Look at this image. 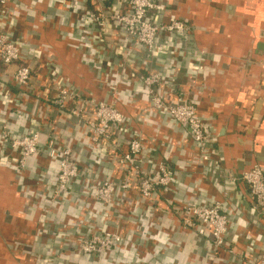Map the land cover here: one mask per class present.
Returning a JSON list of instances; mask_svg holds the SVG:
<instances>
[{
	"label": "crops",
	"instance_id": "obj_1",
	"mask_svg": "<svg viewBox=\"0 0 264 264\" xmlns=\"http://www.w3.org/2000/svg\"><path fill=\"white\" fill-rule=\"evenodd\" d=\"M153 1L160 9L151 12V16L158 20L185 21L191 33L175 34L159 40L158 48L151 57L143 50L129 51L127 61L134 65L131 68L140 73L143 67L148 71H157L164 77H172L173 95L195 106L199 117L214 132L216 139L210 145V151L200 160L195 149L192 147L190 150L186 131L174 126L165 115L144 126L135 123L134 119L131 126L149 137H155L161 143L160 146L156 145L154 151L149 149L148 154L152 158H163L174 169L176 182L170 195L175 201L190 198L197 191L196 200L199 202H223L224 210L230 211L235 227L241 216L252 222V227L245 231L239 229L237 233L241 236L242 232H249L255 238L256 233H264V219H257L259 215L247 187L241 181L232 180L254 163L264 167V0ZM63 2L68 8L63 6ZM32 3L39 4L33 6L30 0L14 2V5L19 6L15 13V37L28 42L23 51L30 56L34 50L31 43L46 45L58 62L50 66L54 75L60 73L80 90L103 98L105 94L98 89L96 71L91 67V61L86 66L85 55L94 51L99 53L95 63L100 72L112 68L109 63L116 57L108 46L114 24H108L97 34V28L88 14L91 7L87 0H34ZM109 4L115 10L120 7L119 0H110ZM76 38L82 40L80 45ZM117 45L123 51L127 49L123 43ZM114 70L120 72L115 66L110 72ZM133 90L135 99L142 100L144 104L147 97L139 82L134 83ZM129 93L125 88L122 90L121 99L125 104ZM132 105L124 110L131 116L130 121L142 107L139 101ZM2 108L1 105L0 133L4 125L10 134L25 135L26 126L31 120L23 112L34 107L23 103L19 107L20 112L13 111L10 114L4 113ZM64 114L54 109L47 112L50 121L56 122L61 138L78 140L81 137L78 127L73 125L74 121L70 117H61ZM49 128L44 126L43 133H47ZM117 138L119 141L123 139L121 135H117ZM75 148L87 167L88 176L111 174V164L107 160L104 146H98L92 157L80 142ZM11 165L8 140L0 136V264H34L29 255H25L29 251L34 255L35 264H42V257L51 249L70 248L69 242L60 241V237H66L60 226L66 223L65 215L73 214L74 210L65 205L63 209L47 211L48 222L54 223L50 227L52 236L47 238L45 244L40 245L36 241L34 245V237L39 228L37 220L44 213H34L31 206L35 201L43 199L41 190L44 187L41 189L33 183L36 179V174L32 175L35 171L33 161L29 162L30 174L25 179L19 178ZM54 170L53 165L44 179L49 191L53 180L49 175ZM223 190H228L225 196ZM74 191L78 193L77 188ZM102 216L103 213L96 216L101 224L111 228L118 226L125 234L131 232L133 241H142L146 215L140 209L137 208L130 219L134 224L119 221L115 225L111 219L103 223ZM119 217V214L115 216ZM72 222L71 218L68 219L70 226ZM161 224L165 231H171L168 236L171 244L160 253L161 244L154 245L155 242L140 247L141 257L150 254L152 250L154 252L150 262L145 264H205L209 248L206 238L195 236L192 231L178 232L168 218H164ZM71 233L74 235V230L68 231L67 235ZM151 233H159L158 238L167 239L161 227L148 234L151 236ZM233 235L232 232L231 241L234 240ZM260 245V251H263L264 242ZM238 246L242 249L244 241L240 240ZM71 254H62L56 262L117 264L118 261L134 257L131 253L124 255L119 251L100 257L76 258Z\"/></svg>",
	"mask_w": 264,
	"mask_h": 264
},
{
	"label": "built area",
	"instance_id": "obj_2",
	"mask_svg": "<svg viewBox=\"0 0 264 264\" xmlns=\"http://www.w3.org/2000/svg\"><path fill=\"white\" fill-rule=\"evenodd\" d=\"M33 1L30 0L33 6L39 4ZM109 1L87 0L91 7L88 14L97 28V34L108 24H114L108 49L116 59L109 64L112 68L120 69V72H110L112 68L100 72L95 63L99 53L94 51L85 55L86 66H89L88 61L92 62L98 89L105 94L103 98H98L80 90L62 74L52 73L50 66L58 62L46 45L31 43L33 55L25 53L23 47L28 42L17 39L14 31L15 13L19 6L14 5L16 0H0V106L4 108V113L9 114L20 112L19 107L23 103L34 107L23 112L31 120L26 126L25 135L13 138L4 125L0 133L8 140V158L16 175L27 178L30 174L29 162L33 161L35 171L32 175L36 174L33 183L44 187L41 190L43 199L39 202L36 198L38 201L31 206L34 213H44L37 220L39 228L34 245L36 241L43 245L52 236L50 227L54 223L48 222L47 211L63 209L65 205L74 210L73 214L65 215L66 223L60 226L66 235L64 239L60 237V241L69 242L70 248L51 249L42 257V264H59L56 259L64 253H72L78 258L109 256L116 251L124 255L131 253L135 257L118 261L117 264L148 263L154 252L152 250L141 257L140 247L155 242L154 245L161 244L160 253L171 244L168 238L171 231H165L161 224L164 218L170 219L178 232L192 231L195 236L207 239L209 248L205 264H264V250L260 251L264 233H256L255 238L249 232H242L240 236L238 230L249 229L252 222L241 216L235 227L230 211L224 210L225 203L199 202L196 200L197 191L190 198L175 201L170 195L176 182L174 169L163 158H152L148 154L149 149L154 151L156 145L160 146L161 143L131 126L134 119L135 123L144 126L165 115L174 126L186 131L190 150L193 147L200 160L210 151L216 135L199 117L191 102L173 95L172 77H164L157 71H148L143 67L140 73L131 68L134 65L127 61L129 51L143 50L151 57L158 48L159 40L175 34H189L190 27L179 19L158 20L151 16V12L160 9L153 0H119L120 7L116 10L112 9ZM63 6L68 8L64 2ZM76 39L80 45L82 40ZM118 43H123L127 49L123 51ZM136 82L141 84V90L147 97L144 104L142 100L135 99L133 87ZM124 88L130 91L126 104L121 99ZM138 101L142 107L130 121L131 116L124 110ZM53 109L65 112L61 117H70L74 121L73 125L78 127L81 136L78 140H65L59 136L56 122L50 121L47 115ZM44 126L50 127L47 133H43ZM130 127L134 130L131 131ZM117 135L123 139L119 141ZM79 142L91 157L96 154L98 146L106 148V157L111 164L110 175H87V167L75 148ZM180 147L185 148L184 145ZM53 165L55 170L49 175L53 178L49 191L44 179ZM234 180L241 181L247 187L259 215L257 219H264V167L254 163ZM75 188L78 193H75ZM223 192L225 196L228 190ZM137 208L146 215L144 228L139 224L145 229L139 243L133 241L131 232L125 234L120 227L111 228L96 219L97 214L103 213V223L111 219L115 225L119 221L130 224ZM98 210H102V213ZM117 214L119 218H115ZM70 218L73 220L71 226L68 223ZM160 227L167 236L166 240L158 238L159 233L148 234ZM70 230H74V235H67ZM232 232L235 234L233 241L230 238ZM240 240L244 241L242 249L238 246ZM25 255H29L35 264L30 251Z\"/></svg>",
	"mask_w": 264,
	"mask_h": 264
},
{
	"label": "trees",
	"instance_id": "obj_3",
	"mask_svg": "<svg viewBox=\"0 0 264 264\" xmlns=\"http://www.w3.org/2000/svg\"><path fill=\"white\" fill-rule=\"evenodd\" d=\"M108 5V4H107ZM106 5V6H107ZM172 36H174V35H172ZM15 132V131H14ZM11 135V137H13V138H17V137H21V135H16V134H14L13 132L10 134Z\"/></svg>",
	"mask_w": 264,
	"mask_h": 264
}]
</instances>
